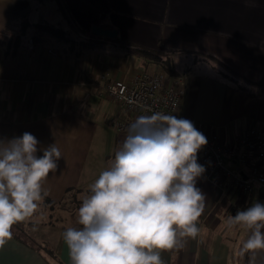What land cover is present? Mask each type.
Listing matches in <instances>:
<instances>
[{"label":"crops","instance_id":"obj_1","mask_svg":"<svg viewBox=\"0 0 264 264\" xmlns=\"http://www.w3.org/2000/svg\"><path fill=\"white\" fill-rule=\"evenodd\" d=\"M24 19L28 26L14 45ZM41 19L63 28L73 22L88 37L98 36L90 32L97 24L117 33L110 40L98 36L96 44L70 55L47 35L31 39ZM136 47L170 55L176 73L185 72L179 118L210 128L224 142L247 125L264 130V90L256 87L248 94L211 73L238 76L246 86L264 78V0H0V138L29 132L40 142L37 155L53 143L59 147L62 159L45 183L46 197L51 207L76 212V224L62 226L50 246L33 242L32 231L21 235L12 229V239L0 247V264H71L63 232L81 227L78 208L90 194L89 185L111 166L127 135L108 119L122 114V107L98 96L88 82L103 72L126 80L136 69L158 68ZM196 186L206 197L200 234L182 248L163 251L164 264H242L244 256L239 251L232 256L228 243V233L242 228L229 229L225 221L233 215L232 204L242 202L245 210L253 200L260 203L256 187L239 196L205 173ZM66 200L73 204L65 206ZM18 225L13 228H23ZM255 264H264V251Z\"/></svg>","mask_w":264,"mask_h":264},{"label":"clouds","instance_id":"obj_2","mask_svg":"<svg viewBox=\"0 0 264 264\" xmlns=\"http://www.w3.org/2000/svg\"><path fill=\"white\" fill-rule=\"evenodd\" d=\"M39 143L29 132L0 138V247L49 195L45 183L62 153L53 143L37 155ZM206 144L191 120L172 113L132 122L114 162L89 185L78 208L81 227L63 232L71 264H164L163 251L196 239L206 204L196 186L205 172L197 155ZM225 224L250 232L238 254H249V264H255L264 251V204L237 211Z\"/></svg>","mask_w":264,"mask_h":264},{"label":"built area","instance_id":"obj_3","mask_svg":"<svg viewBox=\"0 0 264 264\" xmlns=\"http://www.w3.org/2000/svg\"><path fill=\"white\" fill-rule=\"evenodd\" d=\"M54 51V49H52ZM185 72L170 74L161 68L136 69L128 78H110L99 73L90 85L98 96L102 95L122 107V114L108 117L115 130L125 133L138 117L154 112L173 114L178 117L179 102L185 89ZM207 138L197 155V162L204 166L205 175L225 190L234 188L239 196L251 194L256 187L259 201L264 204V130L253 124L245 126L238 136L224 142L209 128H197ZM237 165L230 169L225 162ZM241 203L230 209L233 215L244 210Z\"/></svg>","mask_w":264,"mask_h":264},{"label":"trees","instance_id":"obj_4","mask_svg":"<svg viewBox=\"0 0 264 264\" xmlns=\"http://www.w3.org/2000/svg\"><path fill=\"white\" fill-rule=\"evenodd\" d=\"M28 26V22L26 19H24L21 22L20 26V32H18L14 39V45L20 42V38L23 35V31L25 27ZM35 32L31 39L33 40H41L45 39L43 35H47V38H51L53 41L58 44V46L61 48V50L68 52L70 55L77 54L79 50H85L86 47H91L94 44L97 43V37H88L87 35L83 36L84 34H81V30L77 28L74 23H67V27L63 28L58 24L46 22L43 19L37 21L33 25ZM43 34V35H42ZM46 38V39H47ZM106 38V37H101ZM113 37L112 39H114ZM109 39V38H106ZM110 40V39H109ZM139 51L144 53L145 56L149 57L150 60L157 63L159 68H163L164 71L166 70L170 74H174L177 71L174 70V67H171V59L170 55H159L157 51L151 50V49H145L144 47H136ZM233 77V81H236L235 86L236 89L245 91L248 94H253L252 90H255L254 85L250 84L249 86H246L242 83V81H239L238 76H230V78ZM236 77V78H235ZM241 78V77H240ZM257 87V86H256ZM261 90H264V86H261ZM45 202H49L50 205L53 204V202L50 201L48 197L45 198ZM242 264H249V254H245L243 257V263Z\"/></svg>","mask_w":264,"mask_h":264},{"label":"rangeland","instance_id":"obj_5","mask_svg":"<svg viewBox=\"0 0 264 264\" xmlns=\"http://www.w3.org/2000/svg\"><path fill=\"white\" fill-rule=\"evenodd\" d=\"M189 62L187 60V58H185L184 62L182 63V67L183 69L186 70V68H188L187 66H189ZM175 67L176 65L173 64L171 65V67ZM145 70H148V68H144ZM191 68V67H190ZM162 70H164L162 68ZM211 73H213L214 75H218L221 79H224V81L229 84V86H233L235 87V83L236 81H233V78H227L225 76H223L219 71H211ZM240 81V80H239ZM260 88L261 86H264V78H261L259 80H257L255 82L254 88ZM210 130V128H209ZM228 163L227 167L230 169H234V167H236V165H229V160H227ZM254 203H257V201L253 200ZM67 202V203H66ZM65 206L68 205H72V202H68V200H66L64 202ZM251 204V205H252ZM59 205H54L53 207H51L50 203L47 201V203L45 202H41L39 205V209L37 211V213L35 214V216L33 218H31V221H35L32 224L26 226V224L24 222L18 223L20 225H18V227H23L22 229H17V228H13V231L16 232L17 234H21L23 235L26 231H32V233L35 235V238L32 239L33 242H35L36 244L43 246V244L49 243V246L54 243L55 241V235L58 233V230L63 226L66 227L68 224H76V221L72 220L73 217H75L76 212L72 211V212H64V210L60 207H58ZM74 210V209H73ZM232 213V212H231ZM27 220V221H30ZM26 222V221H25ZM24 223V224H23ZM248 234V230L246 229H236L234 231H230L228 233V243L231 244V249L233 252L232 256H235V253H237L239 251V245L241 244V242L243 241V239L245 238L244 236ZM31 241V240H30ZM51 243V244H50ZM235 252V253H234Z\"/></svg>","mask_w":264,"mask_h":264},{"label":"water","instance_id":"obj_6","mask_svg":"<svg viewBox=\"0 0 264 264\" xmlns=\"http://www.w3.org/2000/svg\"><path fill=\"white\" fill-rule=\"evenodd\" d=\"M90 32L94 34V36H106L107 38L113 37L116 35V29L103 27L101 25H91Z\"/></svg>","mask_w":264,"mask_h":264}]
</instances>
